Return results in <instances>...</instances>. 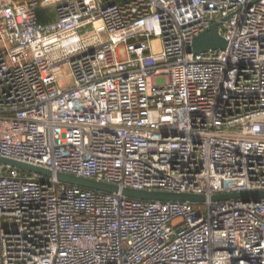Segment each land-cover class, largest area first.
<instances>
[{
    "label": "built area",
    "instance_id": "1",
    "mask_svg": "<svg viewBox=\"0 0 264 264\" xmlns=\"http://www.w3.org/2000/svg\"><path fill=\"white\" fill-rule=\"evenodd\" d=\"M0 156L207 196L0 163V264H264V0H0Z\"/></svg>",
    "mask_w": 264,
    "mask_h": 264
},
{
    "label": "water",
    "instance_id": "2",
    "mask_svg": "<svg viewBox=\"0 0 264 264\" xmlns=\"http://www.w3.org/2000/svg\"><path fill=\"white\" fill-rule=\"evenodd\" d=\"M227 46L226 39L221 35L219 31V24H213L208 30L199 34L194 38L193 50L195 53L206 52L209 50L222 49ZM0 163L17 167L22 170L41 174L47 177H56L59 182L96 190L107 193L121 192L123 195L139 199V200H158V201H188L193 203L204 202L207 200V196L202 194H191V193H176V192H164V191H149V190H138L133 188H119V186L99 181L96 179L85 178L73 174H67L58 172L53 173L52 170L25 163L22 161L6 158L0 156ZM264 198V190H247L233 193H221L210 196L211 200H231L241 199L244 201L259 200Z\"/></svg>",
    "mask_w": 264,
    "mask_h": 264
},
{
    "label": "trees",
    "instance_id": "3",
    "mask_svg": "<svg viewBox=\"0 0 264 264\" xmlns=\"http://www.w3.org/2000/svg\"><path fill=\"white\" fill-rule=\"evenodd\" d=\"M53 12H54V9L53 10H49V9L41 10L39 12V19L42 22H48L49 19H53V16L55 17Z\"/></svg>",
    "mask_w": 264,
    "mask_h": 264
},
{
    "label": "rangeland",
    "instance_id": "4",
    "mask_svg": "<svg viewBox=\"0 0 264 264\" xmlns=\"http://www.w3.org/2000/svg\"><path fill=\"white\" fill-rule=\"evenodd\" d=\"M48 9H52V8H48ZM53 10V9H52ZM120 53H121V55H123V48L121 47L120 48ZM68 71V70H67ZM71 82V78L70 77H68V78H66L65 80H63L61 83L62 84H69Z\"/></svg>",
    "mask_w": 264,
    "mask_h": 264
},
{
    "label": "crops",
    "instance_id": "5",
    "mask_svg": "<svg viewBox=\"0 0 264 264\" xmlns=\"http://www.w3.org/2000/svg\"><path fill=\"white\" fill-rule=\"evenodd\" d=\"M49 10H52V9H49ZM54 13V15H55V17L53 16V19H49V21H52V20H54L55 18H56V14H55V12H53ZM48 21V22H49Z\"/></svg>",
    "mask_w": 264,
    "mask_h": 264
}]
</instances>
